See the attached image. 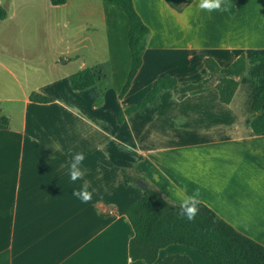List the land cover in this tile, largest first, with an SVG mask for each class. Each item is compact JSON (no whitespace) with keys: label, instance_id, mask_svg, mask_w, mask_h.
<instances>
[{"label":"crops","instance_id":"0c3cea01","mask_svg":"<svg viewBox=\"0 0 264 264\" xmlns=\"http://www.w3.org/2000/svg\"><path fill=\"white\" fill-rule=\"evenodd\" d=\"M132 3L149 33L122 98L130 53L128 21L118 7L102 0L60 6L11 0L1 6L0 116L7 125L0 124V264H146L129 257L134 234L125 215L143 189L139 182H115L112 167L144 178L173 204L198 192L199 203L264 247V133L254 134L250 126L263 64L249 65L236 78L229 104L219 102L215 89L182 99L178 90H167L117 122L163 77L181 88L210 78L206 58L227 68L241 55L264 56V0H235L233 14L199 9L197 0L180 12L164 0ZM41 4L48 16V58L33 37L40 31ZM19 21L32 38H24ZM93 68L108 78L107 89L97 83L73 91L68 77ZM31 93L52 102L33 103ZM76 152L85 159L83 178L73 182L68 164ZM84 182L93 193L87 203L72 195ZM173 255L212 264L181 245L159 250L153 264Z\"/></svg>","mask_w":264,"mask_h":264},{"label":"trees","instance_id":"16d2710c","mask_svg":"<svg viewBox=\"0 0 264 264\" xmlns=\"http://www.w3.org/2000/svg\"><path fill=\"white\" fill-rule=\"evenodd\" d=\"M49 1L52 6H60L67 0ZM102 1L118 7L128 21L127 44L130 67L119 94V98H122L141 66L149 30L134 10L132 0ZM164 1L168 7L180 12L193 0ZM226 3L228 12L233 14L235 0H226ZM5 18L6 12L0 6V21ZM256 62L264 65V56L247 58L241 55L227 68H220L212 58H206L204 67L210 75L208 80L179 88L174 78L163 77L153 84L152 90L139 103L121 111L117 116V122L122 123L126 116L152 104L161 92L167 90H178L179 98L182 99L215 89L219 102L229 104L238 86L236 78L241 77L247 67ZM105 78L101 69L93 68L74 73L68 80L73 91H81L101 81L105 83ZM211 80H214L213 84ZM29 101L38 104L52 102L51 99L37 93H31ZM263 101L264 85L251 111L250 126L254 134L264 133V113L261 112ZM0 124L7 125L6 118L0 116ZM111 172L115 182L134 186H138V182L146 184V189L142 190V197L125 212L134 234L128 245V254L132 261L153 264L157 260L159 250L170 245H181L194 249L212 264H264V247L238 233L204 204L198 202L196 216L189 220L183 214L181 204L167 201L157 190L149 186L144 178L120 172L116 167H112ZM158 264H191V261L185 256L173 255L164 258Z\"/></svg>","mask_w":264,"mask_h":264},{"label":"clouds","instance_id":"9594fccd","mask_svg":"<svg viewBox=\"0 0 264 264\" xmlns=\"http://www.w3.org/2000/svg\"><path fill=\"white\" fill-rule=\"evenodd\" d=\"M196 7L208 11L218 10L227 11L228 6L226 0H197ZM85 159L83 152H76L71 154V159L68 164V178L75 182L83 178L82 163ZM72 195L79 199L82 203H87L93 197L92 191L89 190V184L84 182L79 189H74ZM199 193H194L191 196H187L183 199L181 206L183 208V214L187 219L192 220L197 213Z\"/></svg>","mask_w":264,"mask_h":264},{"label":"rangeland","instance_id":"374dc122","mask_svg":"<svg viewBox=\"0 0 264 264\" xmlns=\"http://www.w3.org/2000/svg\"><path fill=\"white\" fill-rule=\"evenodd\" d=\"M11 0H0V6H2V5H5L6 3H9ZM42 5V4H41ZM3 7V6H2ZM42 8L39 10V12H38V15H37V17L39 18V21H40V31H39V33H37L36 31H35V36H33V37H35V38H39V43H40V45H41V47H40V56H42V57H45V58H48L49 57V53H48V51H47V49H46V47H45V44H46V42H45V40H43L44 38H45V36H44V32H46L47 33V37H49V35H48V24H47V21H48V16H47V14H46V12L44 11V9H43V5L41 6ZM12 9H13V7H12ZM19 17L21 18V19H23V15H19ZM26 17H29V19H30V15H26ZM59 17V16H58ZM17 20H19V18L17 19ZM16 20V21H17ZM13 22H15V21H13ZM20 23H22L21 21H19ZM22 27H23V36H24V38L25 39H29V38H32V36H30L29 35V33H26V32H28L29 31V28L28 27H26V26H24L23 25V23H22ZM46 27V28H45ZM22 32V31H21ZM52 36H53V39H52V41H53V46L56 44V39H55V36L52 34ZM90 36V35H89ZM88 56H89V54H88ZM74 68V67H73ZM105 72V71H104ZM108 82V78L106 77L105 78V83L103 82V81H101L100 82V84L102 85L101 87H102V89H104V90H106L107 89V87H106V83Z\"/></svg>","mask_w":264,"mask_h":264},{"label":"water","instance_id":"95a60500","mask_svg":"<svg viewBox=\"0 0 264 264\" xmlns=\"http://www.w3.org/2000/svg\"><path fill=\"white\" fill-rule=\"evenodd\" d=\"M139 186L140 188H142L143 190L146 189V185L142 182H139Z\"/></svg>","mask_w":264,"mask_h":264}]
</instances>
